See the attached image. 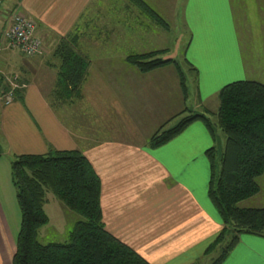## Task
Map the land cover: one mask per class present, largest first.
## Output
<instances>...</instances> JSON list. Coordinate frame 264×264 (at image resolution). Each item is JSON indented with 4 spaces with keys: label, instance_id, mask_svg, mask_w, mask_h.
Segmentation results:
<instances>
[{
    "label": "crops",
    "instance_id": "0c3cea01",
    "mask_svg": "<svg viewBox=\"0 0 264 264\" xmlns=\"http://www.w3.org/2000/svg\"><path fill=\"white\" fill-rule=\"evenodd\" d=\"M141 1L168 28L132 0H4L0 91L14 79L19 88L11 104L0 100V158L81 152L100 177L103 223L116 239L150 264H211L215 251H206L225 227L208 197L206 153L215 149L219 166L226 138L196 122L162 148L150 141L191 113L214 116L230 84L264 85V0ZM13 11L35 24L37 56L1 45ZM62 40L90 61L70 103L55 95ZM149 53L181 66L187 97L174 65L142 74L127 63ZM246 202L239 207L251 209ZM8 229L0 206V248L16 247ZM223 264H264V238L241 236Z\"/></svg>",
    "mask_w": 264,
    "mask_h": 264
},
{
    "label": "trees",
    "instance_id": "16d2710c",
    "mask_svg": "<svg viewBox=\"0 0 264 264\" xmlns=\"http://www.w3.org/2000/svg\"><path fill=\"white\" fill-rule=\"evenodd\" d=\"M132 1L158 26L168 28L145 3ZM162 54L130 55L127 63L142 74L174 65L187 97V79L181 66L175 61L163 60ZM56 57L61 62L56 98L69 103L78 100L90 61L70 40L60 42ZM218 98L219 109L214 117L226 145L220 166L215 149L206 153L211 166L208 197L225 228L206 251L209 255L219 248L223 250L212 264H223L239 245L241 236L264 238V209L239 207L260 193L258 180L264 176V85L236 82L221 90ZM196 122H202L213 134L214 124L209 118L191 113L174 128L156 134L150 147L166 146ZM11 171L21 212L12 264H150L106 230L101 206L102 182L84 154L51 150L46 155L17 156ZM49 194L79 217L63 244L39 241L40 230L50 222L44 210Z\"/></svg>",
    "mask_w": 264,
    "mask_h": 264
},
{
    "label": "rangeland",
    "instance_id": "374dc122",
    "mask_svg": "<svg viewBox=\"0 0 264 264\" xmlns=\"http://www.w3.org/2000/svg\"><path fill=\"white\" fill-rule=\"evenodd\" d=\"M0 6H2V4ZM13 12L14 14L20 15L18 12H15V11ZM13 15L11 17V23L9 26H11L13 23V17H14ZM186 79L189 80V77L187 78L186 76ZM189 83H190V80H189ZM209 118L211 122L215 125V127L217 128V131L218 132L221 131L217 127L216 117L211 116ZM14 160L15 158H11V157L0 158V206L5 215V221L9 227L8 229L9 234L13 237V240L15 241L18 237L19 230H20L21 212L19 209L18 201H17L16 189L14 188V186H12L13 184H11V166H12L11 163H13ZM218 163L220 166L221 160H219ZM259 182L260 180H258V184ZM260 185H261V190H262L260 191L261 192L260 196L253 198L251 200H248L246 202V205L248 206L247 208L264 209V180L263 182H261V184H259V186ZM47 200L53 201L44 209L46 214L49 217L50 222L47 226H45L44 228L40 230L39 241L42 244H51V243L63 244L65 241H67L69 232L73 230L76 222L79 220V217H77V215L71 212H70L71 214L70 213L67 214V212H65V215H64L62 212L63 206L61 202L55 199L51 194L48 195ZM14 251H15V248L13 245H11L10 247L8 246L7 248H0V256L3 257V259L2 258L0 259V262H1L0 264H12V258H13ZM222 252H223L222 248L217 249L213 253L212 255L213 257L209 260V263L212 264L215 260H217L221 256ZM209 255H206V256L209 257Z\"/></svg>",
    "mask_w": 264,
    "mask_h": 264
},
{
    "label": "built area",
    "instance_id": "2783aa9c",
    "mask_svg": "<svg viewBox=\"0 0 264 264\" xmlns=\"http://www.w3.org/2000/svg\"><path fill=\"white\" fill-rule=\"evenodd\" d=\"M4 0H0V5ZM36 26L35 24L22 15L15 14L13 23L9 26L1 38V45L9 50L21 52L24 56L32 58L40 54L41 42L35 39ZM14 79L12 89L9 92L0 91V100H3L6 105L14 101V92L19 88Z\"/></svg>",
    "mask_w": 264,
    "mask_h": 264
}]
</instances>
